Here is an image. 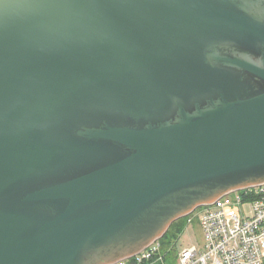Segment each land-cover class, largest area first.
Segmentation results:
<instances>
[{
	"label": "water",
	"instance_id": "95a60500",
	"mask_svg": "<svg viewBox=\"0 0 264 264\" xmlns=\"http://www.w3.org/2000/svg\"><path fill=\"white\" fill-rule=\"evenodd\" d=\"M264 184V0H0V264H115Z\"/></svg>",
	"mask_w": 264,
	"mask_h": 264
},
{
	"label": "built area",
	"instance_id": "2783aa9c",
	"mask_svg": "<svg viewBox=\"0 0 264 264\" xmlns=\"http://www.w3.org/2000/svg\"><path fill=\"white\" fill-rule=\"evenodd\" d=\"M202 241L176 254V264H264V184L229 192L193 210ZM155 240L132 257L115 264H165Z\"/></svg>",
	"mask_w": 264,
	"mask_h": 264
},
{
	"label": "rangeland",
	"instance_id": "374dc122",
	"mask_svg": "<svg viewBox=\"0 0 264 264\" xmlns=\"http://www.w3.org/2000/svg\"><path fill=\"white\" fill-rule=\"evenodd\" d=\"M201 229L196 221L193 224H187L179 235L171 237L166 242H161V253L168 252L165 258V264H176V254L178 251L192 246L198 247L202 241Z\"/></svg>",
	"mask_w": 264,
	"mask_h": 264
},
{
	"label": "trees",
	"instance_id": "16d2710c",
	"mask_svg": "<svg viewBox=\"0 0 264 264\" xmlns=\"http://www.w3.org/2000/svg\"><path fill=\"white\" fill-rule=\"evenodd\" d=\"M187 219L188 217H182L175 222H173L168 230L164 233V235L158 240V242H166L171 237H175L176 235H179V233L182 232V230L187 226ZM194 223V221H193ZM168 253V252H167Z\"/></svg>",
	"mask_w": 264,
	"mask_h": 264
}]
</instances>
